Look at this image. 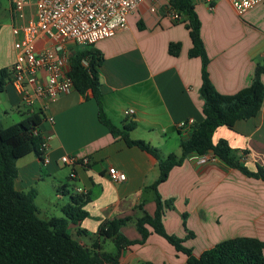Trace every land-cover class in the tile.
Wrapping results in <instances>:
<instances>
[{
    "label": "crops",
    "instance_id": "crops-1",
    "mask_svg": "<svg viewBox=\"0 0 264 264\" xmlns=\"http://www.w3.org/2000/svg\"><path fill=\"white\" fill-rule=\"evenodd\" d=\"M4 1L9 22L0 25V36H10L12 47L7 59L0 54V69H10L15 61L12 0ZM24 1L29 20L35 14L36 0ZM152 4L161 5L162 11L151 12ZM210 5L209 0H195L201 37L209 57L210 81L218 93L234 95L251 85L257 66L264 61V1L242 15L237 14L228 0H214ZM142 6L139 16L135 13L129 17L126 30L94 46L103 57L99 71L102 104L105 114L118 128L135 121L137 125L130 138L145 141L160 159H166L171 154L180 156L181 143L190 137V131L179 130L178 124L186 119H194L196 124L204 120L200 96L202 63L200 58L189 56L193 46L189 30L165 14L166 6L161 0ZM131 17H138V22ZM171 44L180 45L177 56L170 54ZM24 99L6 81L0 92V122L3 117L11 119L12 108L20 112L22 109L25 116L13 114L11 120L16 121L11 125L43 111L40 101L29 105ZM131 109L135 113L126 117L124 112ZM43 114L39 131L43 138L48 137L49 163L44 164L33 153L19 159L15 187L19 191L35 190L38 198L40 182H45V176L53 179L59 173L63 156L87 158L88 166L66 165L71 173H76L72 179L75 185L52 186L60 200L55 206L57 213L51 214L45 207L36 205L38 211L44 220L64 217L62 207L71 200L68 192L78 194L76 190L82 189L89 195L84 208L88 217L68 227V232L82 246L92 249L98 243L101 252L117 254V246V250H107V240L99 238L97 233L105 222L125 218L132 221L121 228V233L130 241L140 240L135 223L141 216L138 207L142 205L151 216L157 210L156 193L151 187L160 177L158 158L129 147L120 137L114 138L99 121L91 91L87 96L76 90L61 96ZM50 116L54 118L53 126L47 120ZM220 140L227 141L237 151L250 172H257L259 167L264 169V103L255 118L239 121L233 128H218L213 142ZM109 166L125 173L126 181L113 182L107 174ZM157 193L163 201L174 202L173 209H168L163 217L167 234L184 240L195 256L230 239L254 238L264 242L261 178L248 177L223 162L201 166L190 156L172 169ZM119 263L188 264V259L163 237L152 233L144 244L120 250Z\"/></svg>",
    "mask_w": 264,
    "mask_h": 264
},
{
    "label": "trees",
    "instance_id": "trees-1",
    "mask_svg": "<svg viewBox=\"0 0 264 264\" xmlns=\"http://www.w3.org/2000/svg\"><path fill=\"white\" fill-rule=\"evenodd\" d=\"M167 6L186 17V20L182 19L178 23L184 24L189 30L193 45L189 56L200 58L202 63L200 96L203 100L204 120L190 128V137L181 143L180 156L171 154L166 159H160L156 150L148 143L130 138V132L137 125L135 121L125 123L120 129L107 117L103 109L99 79L103 57L94 46L76 49L70 59L69 75L75 90L83 96H87L88 91L92 92L98 106L100 123L114 138L120 137L129 147H137L159 160L160 177L151 187L156 193L157 210L151 216L142 209V205L138 207L141 216L135 223L141 239L130 241L121 233V228L127 226L132 221L131 218L116 219L102 224L97 235L99 238L112 239L118 253L101 252L98 243L92 249H87L68 232V227L88 217L84 209L89 201L88 194L68 192L71 200L62 207L64 217L44 220L38 215L36 191L16 189L18 160L32 153L42 162L44 160L43 137L39 131L44 114L39 112L8 127H3L0 122V264H120V250L144 244L152 233L163 237L177 252L186 255L188 264H264V242L258 239L226 240L200 256H195L184 245V240L167 234L164 228L163 217L168 209H173L174 202L163 201L157 188L168 179L173 168L180 166L192 155L212 153L227 166L238 169L248 177L264 181L263 168L259 167L255 173L250 172L227 141L220 140L216 144L213 142V135L218 128H233L237 122L248 121L259 114L264 103V61L257 66L249 87L229 96L218 93L210 81L209 57L201 37V21L195 12V0H169ZM169 52L177 56L180 45L171 44ZM83 60L87 61V66H84ZM9 74V69H0V92L3 91ZM62 189L67 190L64 186ZM185 220L186 216L184 223ZM80 233L86 234L84 231Z\"/></svg>",
    "mask_w": 264,
    "mask_h": 264
},
{
    "label": "built area",
    "instance_id": "built-area-1",
    "mask_svg": "<svg viewBox=\"0 0 264 264\" xmlns=\"http://www.w3.org/2000/svg\"><path fill=\"white\" fill-rule=\"evenodd\" d=\"M156 0H36L35 14L26 17V2L12 0L15 61L9 69L11 82L25 96L24 101L32 105L42 103V112L61 96L75 90L70 73V59L74 49L95 46L98 42L114 37L117 32L128 28V20L139 8ZM214 0H209L213 5ZM237 14L242 15L264 0H228ZM151 12L160 13L161 5L152 4ZM173 22H180L183 17L178 12L163 8ZM43 42H40L42 41ZM40 42V43H39ZM41 44V45H39ZM84 66L88 63L83 60ZM134 110H126L124 115L130 117ZM53 126L54 118L48 117ZM195 125L194 119H186L178 124L179 130H188ZM44 164L49 163L46 155L48 137L43 138ZM198 165H218L221 161L212 153L192 155ZM65 165L75 168L88 166L87 158L80 159L74 155L61 158ZM109 178L115 183L126 181V174L117 168H107ZM76 177L73 171L70 175ZM78 194L83 193L77 189Z\"/></svg>",
    "mask_w": 264,
    "mask_h": 264
},
{
    "label": "rangeland",
    "instance_id": "rangeland-1",
    "mask_svg": "<svg viewBox=\"0 0 264 264\" xmlns=\"http://www.w3.org/2000/svg\"><path fill=\"white\" fill-rule=\"evenodd\" d=\"M162 4L165 6H167V2L168 0H161ZM153 3V1H152ZM144 8V6L141 7V9ZM6 9V2L4 0H0V25L4 24L7 25L9 22V15L7 13ZM135 14V13H134ZM136 14L139 16L140 13L139 11L136 12ZM132 16V15H131ZM131 20H134L135 22H138V17H131ZM14 46V44H13ZM12 47V41L10 36L8 35H1L0 36V54L7 59V57L9 56V52L11 50ZM12 117H15V115L13 114H21L22 117L25 116V114L23 113V110L21 109V112L17 110V108H12ZM11 117V119H13ZM9 117L8 118H1V124L3 127H7L9 125H11L12 123H14V121L16 120H11ZM71 175V168L66 166L63 163H60V171L58 174H54L53 175V179L49 178L48 176H45V182H40V186L38 187V192H39V197L37 198V201L35 202L36 205L41 208V207H45L47 209V211H50L51 214L53 213H57L55 206L56 203H59L60 200H58V198H56V192L53 191L52 186L53 185H62L61 183H69L70 185H75V182L72 180V178L70 177ZM64 185V184H63ZM71 187V186H70ZM19 187L17 186V190ZM52 202V205H50V203ZM39 217L44 219L43 214L41 212L38 213ZM107 240L106 246L105 248L109 251L112 250H117L116 245L111 241V240Z\"/></svg>",
    "mask_w": 264,
    "mask_h": 264
}]
</instances>
